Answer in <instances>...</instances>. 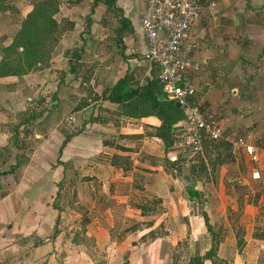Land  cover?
<instances>
[{
    "label": "crops",
    "instance_id": "crops-1",
    "mask_svg": "<svg viewBox=\"0 0 264 264\" xmlns=\"http://www.w3.org/2000/svg\"><path fill=\"white\" fill-rule=\"evenodd\" d=\"M198 3L201 18L192 30L198 48L192 57L200 69L187 78L195 87L202 82L206 93L213 86H246L250 76L244 80L240 75L245 56L238 35L249 40L246 50L262 56L264 65V0ZM116 5L132 28L121 40L104 32L106 7L97 5L85 21L68 10L61 16H68L74 27L60 39L47 67L0 77V264H168L169 252L162 245L175 246L187 237L189 251L201 247L202 255L208 249L202 247L207 235L203 217L192 206L197 201L181 193L186 179L188 186L200 189L203 182L190 176L183 180L172 167L155 134L160 125L156 117L121 115L119 106L103 97L126 72L135 80L144 72L145 82L156 68L146 58L140 26L145 0H117ZM31 6L25 0H0V57ZM74 63L76 72L71 71ZM99 68L98 78H85ZM259 88H264V67ZM68 115L74 116L71 127L62 123ZM76 128L80 131L59 152ZM56 195L80 202L83 218L47 238L50 232L40 225L43 212L31 204L53 201ZM202 199L212 202L204 208L211 225L225 218L227 197L204 190ZM262 208L248 204L245 211L249 219L256 213L264 218ZM221 224L213 230L225 232ZM253 230V223L245 226L239 248L234 231L229 238L220 234L218 249L224 250L219 258L230 264H264V224L257 233ZM148 232L153 237L148 239Z\"/></svg>",
    "mask_w": 264,
    "mask_h": 264
},
{
    "label": "rangeland",
    "instance_id": "rangeland-1",
    "mask_svg": "<svg viewBox=\"0 0 264 264\" xmlns=\"http://www.w3.org/2000/svg\"><path fill=\"white\" fill-rule=\"evenodd\" d=\"M29 1L32 2L29 3ZM34 1L36 0H25L27 4H32ZM59 3L61 10L59 9L56 15L57 19H61L62 17L69 18L68 16H61V14L69 13L68 10H73V17L75 19L85 21L93 0H59ZM98 5L102 6L101 9L105 8L100 2ZM118 14L119 12L117 11L106 10L103 12V17H106V20L108 19L104 32L108 33L109 38H111L113 34H116V25L119 23ZM96 16H100V14L96 13ZM238 37L237 42L243 45V55L245 56L241 62L243 64L242 68L244 67L245 69L243 73L240 72V75L243 76L242 79L244 80L250 76L246 86L245 83L241 84V87L237 89L213 86V88L210 89L212 93H206L205 88H203V83L200 82L196 86L194 99L201 103L203 110L215 111V116L222 124V129L225 134H231L234 139L242 138L245 143L250 144L254 148L253 152L250 154L242 147L237 154H232L231 146L221 145V141H218L215 143L216 145H220L217 149L213 146L215 145L214 143L207 144L203 156L184 158L183 165H172L173 168L178 170L181 179L184 180V178L190 176L194 181L195 179H199L203 182L201 189L199 186H196V188L194 186V189L196 191L198 190L200 193L199 197H193L197 201V204L192 205L195 212L201 214L208 203L212 204V202H206L202 199L204 190L214 196L220 192L224 197H227L225 218L223 216L222 219L215 220L216 223L222 220L221 226L225 231L223 233L215 232L218 244L220 234H222V238H229V236L233 235L231 233L232 230L234 231L233 233L244 236L245 226L247 224L253 223L254 233H257V230H261L264 224V218H262V215L259 216L260 213H256L255 217L249 219V215L245 211L248 204L256 210L258 208L261 212L263 209L262 205L264 206V88H259L264 65L261 62L262 56L259 55L255 57L249 55V52L246 50L249 49L251 45L249 40L239 35ZM101 43L102 42H99V44H97V50L99 51L101 50ZM116 43H118V41H116ZM104 46L106 47V45ZM118 47L121 46L118 45ZM101 71V68L97 71L93 70L88 73V77L85 78H98ZM249 71H251V73H249ZM94 72H96V74ZM142 75H144V72L140 74L141 78L138 77L137 80L132 78L133 82H141V84H143L144 80L141 81ZM255 80H257V82ZM254 81L256 82L255 86L251 84V82ZM86 86L87 85L84 87ZM87 89L91 91V86L89 85ZM210 145L211 148L209 147ZM218 158H221V163L217 164ZM185 159H187V161ZM186 163L188 166L184 167ZM193 168L194 173L191 171ZM253 173L255 175H253ZM187 181L189 180H185L186 184L183 187L184 189L181 190V193L185 195V199L189 198L186 192L189 185ZM214 200L217 201L218 198L216 197ZM218 202L220 201L218 200ZM138 203L140 202L135 201L134 204L137 205V207H142V209H149L147 206H143L146 205L144 204L145 202H142L143 204ZM31 205L40 212H43V217L40 218V225L45 228L47 232H50L47 238L55 237L61 230L66 231L64 228L74 225L73 223L83 218L79 216L84 210L80 202L71 199L65 200L58 195L55 196L53 201L35 202ZM69 212H71L72 215H70ZM209 219L211 222V218ZM225 222H227L226 227H224ZM212 223H214L212 227L214 226L213 228H215L216 223L213 222V220ZM55 230H57L56 233ZM65 235L67 236V233H65ZM146 235H148V239L153 237V234L150 232L146 233ZM81 238L80 236V239ZM187 238H183L175 246H171L169 243L162 245V250L169 252L168 264H187L191 257L199 254L201 247L195 249L191 245L192 250L189 251ZM211 238V234L207 231L204 241L205 244L202 247L206 249L209 248V243L212 240ZM235 239H238L237 236H235ZM149 244L150 243H148V246L150 247ZM239 247L240 244H237V248ZM223 250L224 248L217 250V257L214 258L216 264H230L226 260L219 258L218 255L222 254ZM232 251L233 249H230L229 252L231 253ZM206 263L211 264L210 262Z\"/></svg>",
    "mask_w": 264,
    "mask_h": 264
},
{
    "label": "trees",
    "instance_id": "trees-1",
    "mask_svg": "<svg viewBox=\"0 0 264 264\" xmlns=\"http://www.w3.org/2000/svg\"><path fill=\"white\" fill-rule=\"evenodd\" d=\"M99 2L106 7L107 11L119 12V26L116 28L119 40L123 37L125 30L132 31V28L129 27V20L123 16L116 5L117 0H93L87 15L88 20H90V15L94 13ZM59 9V0H36L32 3L30 10L19 22V28L12 36L10 43L1 49L0 77L7 75L22 76L29 72L44 69L49 65L52 52L59 40L74 27V22L67 17L57 19L56 15ZM241 47L243 48V45ZM77 67L76 63L72 64L71 71L76 72ZM151 72V77L146 78L143 84L134 83L131 74L126 72L112 84L103 97L116 103L121 115L131 118L156 117L160 121V125L155 134L162 140L167 154L173 149L176 125L185 121L187 114L183 106L177 107L174 100L166 98L158 78L157 68H153ZM78 131L80 129L76 128L66 136L59 152L70 136ZM212 143L217 142H206L205 146ZM220 144L229 146L224 141H221ZM213 146L217 149L220 145L215 144ZM209 147L211 148V145ZM183 161L184 158H180L173 164L177 166ZM218 163H221V158H218ZM191 171L194 173V168ZM186 192L189 199L199 197V192L194 189V185L188 186ZM201 215L207 231L211 234L212 243L204 254L194 255L187 264H204L205 261L216 264L214 258L217 257L218 240L206 211L202 210ZM56 232L57 230H55ZM237 238V244L241 245L244 242L243 236L237 234Z\"/></svg>",
    "mask_w": 264,
    "mask_h": 264
},
{
    "label": "built area",
    "instance_id": "built-area-1",
    "mask_svg": "<svg viewBox=\"0 0 264 264\" xmlns=\"http://www.w3.org/2000/svg\"><path fill=\"white\" fill-rule=\"evenodd\" d=\"M200 18L198 0H145L140 18L147 41L146 58L157 68L166 98L179 101L187 114V119L176 125L178 132L173 149L167 153L171 163L180 158L203 156L206 142L224 141L231 146L232 154H237L242 147L250 154L254 150L242 138L225 134L215 111L203 110L201 103L194 99L196 87L187 74L200 69L192 57L198 48L192 30ZM73 121L74 116L68 115L62 123L71 127Z\"/></svg>",
    "mask_w": 264,
    "mask_h": 264
},
{
    "label": "water",
    "instance_id": "water-1",
    "mask_svg": "<svg viewBox=\"0 0 264 264\" xmlns=\"http://www.w3.org/2000/svg\"><path fill=\"white\" fill-rule=\"evenodd\" d=\"M175 105H176L177 107H181V103H180L179 101H175Z\"/></svg>",
    "mask_w": 264,
    "mask_h": 264
}]
</instances>
